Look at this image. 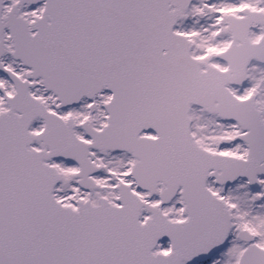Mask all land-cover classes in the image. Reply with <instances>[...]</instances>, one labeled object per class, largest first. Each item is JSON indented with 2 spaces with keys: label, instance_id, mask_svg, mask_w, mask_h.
I'll return each instance as SVG.
<instances>
[{
  "label": "snow or ice",
  "instance_id": "obj_1",
  "mask_svg": "<svg viewBox=\"0 0 264 264\" xmlns=\"http://www.w3.org/2000/svg\"><path fill=\"white\" fill-rule=\"evenodd\" d=\"M0 264H264V0H0Z\"/></svg>",
  "mask_w": 264,
  "mask_h": 264
}]
</instances>
